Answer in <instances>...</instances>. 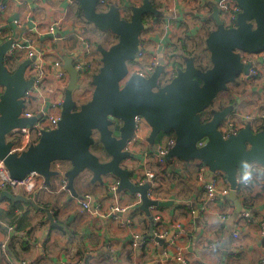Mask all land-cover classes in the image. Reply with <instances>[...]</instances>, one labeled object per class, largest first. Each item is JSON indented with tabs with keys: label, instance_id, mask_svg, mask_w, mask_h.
Segmentation results:
<instances>
[{
	"label": "crops",
	"instance_id": "0c3cea01",
	"mask_svg": "<svg viewBox=\"0 0 264 264\" xmlns=\"http://www.w3.org/2000/svg\"><path fill=\"white\" fill-rule=\"evenodd\" d=\"M6 1L8 8L0 15L4 31L13 35V39H30L46 52L48 61L62 58V66L65 55L75 56L79 35L83 34L91 43L90 36L99 32L78 14L77 2ZM112 1L125 7L139 6L143 2ZM216 2L155 0L160 14L147 15L145 19L141 37L143 50L150 57L169 54L182 65L187 58L193 57L197 66L205 69V62L211 63L205 39L216 27L212 17ZM191 6L195 7L193 11ZM153 19H157V24L150 27ZM56 21L60 23L56 33H48L47 27ZM20 53L22 62L26 59L25 52L20 50ZM50 87H57L53 78ZM263 87L264 71L250 82L240 76L225 91L234 105L231 116L241 122V127L247 121L242 118L243 114L264 115ZM40 101L38 98L32 107ZM224 105H230V102ZM252 126L257 130L264 126V121L259 120ZM150 131L144 121L139 131L140 140L135 147L130 144L129 149L137 152L140 159L148 158L150 168L157 172L156 198L169 205L151 207L149 216L139 208L141 197L138 193L121 191L119 187L114 190L112 184L117 178L112 175L105 176L103 182L92 183L89 171L76 179L78 196H74L69 189H60L65 178L63 173L70 167L64 162L65 171L50 184L45 182L46 187L36 193H26L23 189L11 191L49 209L54 222L46 211L32 203L1 198L5 189H0V244L8 245L6 251L0 252V264H9V259L16 254L21 259L20 264H179L180 256L188 264H264V234L261 233L264 227V172L258 171L248 190L237 194L238 207L228 195L209 201L196 179L200 162L175 160L174 165L159 167L155 149L148 141ZM170 134L161 132L155 146L163 144ZM135 162L136 159L129 158L123 165L130 168ZM86 173L88 178L83 177ZM86 195L90 211L82 206L81 201ZM245 211L253 216L251 223L243 219ZM237 226L241 229L239 239L233 237ZM135 233H140L143 240L137 248L132 246ZM12 247L15 252L11 251Z\"/></svg>",
	"mask_w": 264,
	"mask_h": 264
},
{
	"label": "water",
	"instance_id": "95a60500",
	"mask_svg": "<svg viewBox=\"0 0 264 264\" xmlns=\"http://www.w3.org/2000/svg\"><path fill=\"white\" fill-rule=\"evenodd\" d=\"M74 1L88 22L102 32L113 33L117 41L109 47L97 46L100 67L91 81L93 91L90 99L79 106L75 98L79 72L73 57H63L69 82L58 127L43 131L36 144L19 153L13 151L15 143L8 136L38 119V116H22L25 96L34 89V77L27 76V69L35 57L24 59L11 71L6 66V55L14 40L0 43V87L3 88L0 94V161L11 177L23 179L35 172L50 184L53 178L61 175L55 163L67 162L70 167L63 176L74 196H78L75 181L83 172L92 174V183L103 182L105 176L112 175L119 180V190L140 195L139 208L150 216L151 207H165L169 203L151 199L148 196L150 185L137 184L133 171L123 165L126 159L138 157L129 146L136 117L141 116L151 128L148 141L153 149L161 132L174 133L176 142L166 159L200 161L208 166L210 174L222 172L230 187L228 197L238 207V180L244 171L241 161L264 167V129L255 130L252 123L246 121L236 133L225 137L221 127L234 105L213 110L208 120L202 113L212 109L220 93L249 72L252 63L244 61L243 54L264 50V0H235L241 8L236 27H226L220 9L213 6L216 27L205 39L210 66L200 68L195 59L189 57L165 85L159 82L164 71L162 65L148 77L130 72V63L138 62L142 48L145 18L160 14L153 0H143L141 5L133 6L129 18L122 17L115 6L102 10L98 0ZM200 140L206 143L198 147ZM97 144H101L102 149L95 152L92 148ZM3 197L32 203L46 211L53 221L49 209L37 206L25 195H15L5 189L1 193Z\"/></svg>",
	"mask_w": 264,
	"mask_h": 264
},
{
	"label": "built area",
	"instance_id": "2783aa9c",
	"mask_svg": "<svg viewBox=\"0 0 264 264\" xmlns=\"http://www.w3.org/2000/svg\"><path fill=\"white\" fill-rule=\"evenodd\" d=\"M32 1L36 2L39 0ZM154 1L155 0H153V2ZM216 1V4L220 9V17L225 26L236 27L238 16L241 12V8L237 4V2L235 0ZM69 2L73 3L75 1L69 0ZM98 6H100L102 10H108L110 7L115 6L117 7L121 16L125 18H129L132 14L131 6L125 7L122 3L116 4L112 0H98ZM7 8V1H0V15L6 12ZM14 22L21 26L18 20H15ZM156 24L157 19H153V21H151L149 25L151 27L156 26ZM59 26V21H56L47 27V32L50 34H55ZM9 39H13V35H8L4 31L3 24L0 21V43ZM78 39L79 43L75 50L76 53L75 56L72 57L74 59V64L79 72L80 82L90 83L91 75L94 74V68L92 62L90 61L89 55L92 45L87 39H85L83 34L79 35ZM13 40L14 43L6 55V62L10 57H12V55L15 54L18 49L23 50L25 52V58L35 57V60L27 69V76L34 77V89L28 91L27 95L25 96L26 107L22 113V116H38V119L34 124L14 130L9 135L11 137L9 138V140L14 141L15 143L13 151L19 153L27 149L29 145L36 144L39 141L43 131H50L58 127L62 114V105L65 96V89L69 82V75L68 72L62 66V58L52 60L50 59L48 61L45 58L46 52L36 47L30 41V39L25 38L20 41L19 38H15ZM138 56L139 57L135 71L133 70L132 73H138L148 77L158 66L162 65L164 67V71L159 79L160 85L167 84L177 74L179 66L176 65L175 60L169 54L165 57H159L157 55H153L152 57H150L147 55L145 50L141 48ZM243 59L246 62L252 63V66L247 74H242L241 76L244 78L245 82L255 80L264 71V50L257 54L244 53ZM52 78L57 81V87L55 88L50 87V82L52 81ZM54 91H57L58 94H56V92ZM62 92H64V96L62 95ZM262 94L264 96V87L262 89ZM38 98H40L41 101L39 103L37 102L35 108L32 107L35 104L34 102ZM242 118L246 119L247 121L253 124H256L259 120L264 121V115L262 114H243ZM144 121V118H142L141 116L136 117L135 131L130 143L134 147L140 140L139 131L141 128V124ZM240 123L241 122H238L236 118H227L223 126L221 127L224 136L228 137L232 133H236L241 128ZM175 142V134L171 133L163 144H158L155 146L156 148L154 152L156 154V161L159 167L167 168L170 165H174L175 160H178L176 158H171L170 160L166 159V154L173 148ZM205 143V140H200L197 143V146H203ZM134 159H136L135 164L130 166V169L133 171L134 175L133 180L137 184L148 183L150 185L148 190V196L151 199H157L155 195V189L157 186V172L154 169L150 168L149 163L147 161L148 158L140 159V157H138ZM250 166V171L252 172L253 180L255 179V174L258 171L264 172V167L259 163H253ZM55 169L59 170L60 172H64V163L56 162ZM196 179L198 183L203 186L206 192V198L209 201L217 200L220 197L228 195L229 193L230 187L226 176L220 171H216L213 174H210L208 166L203 162H200L199 164ZM238 183V190H241V192H243L244 190H248V188L251 186L250 185L248 187H245L239 182V180ZM67 184V179L63 178L60 189L67 190ZM118 186L119 180L116 179L112 184V188L116 190ZM45 187L46 184L44 178L40 174L32 172L23 179H14L11 177L5 164L0 161V189H8L13 192H16L19 189H23L26 193L32 194ZM81 202L85 210H91L88 195H86ZM242 217L248 223H251L253 221V216L250 212L245 211ZM240 233L241 229L239 226H237L236 229H234L233 237L235 239H239ZM261 233L264 234V227ZM155 234L157 236H160V234L157 232ZM142 244V235L140 233H135L134 239L132 241V246L137 248L140 247ZM7 249V243L0 244V252L6 251ZM178 259L179 264H188L186 259H184L183 257L180 256L178 257ZM8 262L9 264H20L13 258H10Z\"/></svg>",
	"mask_w": 264,
	"mask_h": 264
},
{
	"label": "rangeland",
	"instance_id": "374dc122",
	"mask_svg": "<svg viewBox=\"0 0 264 264\" xmlns=\"http://www.w3.org/2000/svg\"><path fill=\"white\" fill-rule=\"evenodd\" d=\"M194 8L195 7L191 6L190 10L193 11ZM192 20H194V19H192ZM93 28H94V26H93ZM94 31H96V30L94 29ZM90 37H91L92 42H95V43L99 42V43H101V45H104L105 47H109V46H111L113 43H115L117 41L116 36L113 33H111V32H105V33H101V32H95L94 33L93 32V34ZM91 45H92V47H94L93 44H91ZM205 53L208 56L207 52H205ZM186 56H189V55H186ZM92 59L93 60L95 59L94 63L92 62ZM99 59H100V54L97 53V51L96 52L92 51L90 53V61L92 62V65L95 64V67L93 65L94 69L96 68V66L100 67ZM210 64L211 63L208 60V62H205V64H204L205 66L204 67L207 68V67L210 66ZM136 65H137V63H135L134 66L132 67V64H130V68L132 67L131 71H130L131 73L133 72V70L135 71ZM85 81H87V80H85ZM82 84L83 85H88V87H87V89H84V90L83 89L77 90L78 104H81V103H84V102L88 101L90 99L92 91H93V86L90 83L82 82ZM231 87H233V85ZM0 89H1L0 91L3 90L2 87ZM222 104H229L228 92L224 91V92L220 93V95L218 96V98L216 99V101H215V103L213 105V109L220 108V106H222ZM229 117L231 119L235 118V116L232 117L231 114H230ZM84 176L88 178L89 174L86 173V174L83 175V177Z\"/></svg>",
	"mask_w": 264,
	"mask_h": 264
},
{
	"label": "trees",
	"instance_id": "16d2710c",
	"mask_svg": "<svg viewBox=\"0 0 264 264\" xmlns=\"http://www.w3.org/2000/svg\"><path fill=\"white\" fill-rule=\"evenodd\" d=\"M78 14L80 15V16H83L82 15V11H81V9H80V7L78 8ZM146 19V18H145ZM146 20H144V22H145ZM94 26V25H93ZM94 28H95V30L97 31L98 29L94 26ZM99 32H101V33H105V32H102V31H100V30H98ZM91 41V40H90ZM91 44H93L94 45V47H92V49H91V51H97V45H99V44H101V43H95V42H92L91 41ZM142 49H143V47H142ZM189 53H191V52H189ZM22 55V53H20V50H17L16 52H15V54L14 55H12V57H10L8 60H7V62H6V65L9 67V69L11 70V71H13L14 69H15V67L21 62V56ZM99 61H100V59H99ZM176 63V65L177 66H182V64H180V63H178V62H175ZM130 64H132V63H130ZM208 68V67H207ZM98 69H99V66H97L95 69H94V73H96L97 71H98ZM93 75L94 74H92L91 75V81H92V78H93ZM90 84H91V82H90ZM230 102V104H232L231 102H232V99L229 101ZM222 106H224V104H222ZM221 107V106H220ZM213 110H215V109H208V110H206L204 113H202V117L203 118H205L206 120H208V119H210L211 118V116H212V112H213ZM264 129V126H260L259 128H257V130H263ZM93 149L95 150V152H98L100 149H102V146H101V144H97L96 146H94L93 147ZM64 163V162H63ZM67 169V168H66ZM242 192H241V190H238V194H241ZM9 249H10V247H9ZM11 251H13V252H15L14 250H13V247L11 248ZM13 257V259L14 260H16L17 262H20V257L19 256H17V254L16 255H12Z\"/></svg>",
	"mask_w": 264,
	"mask_h": 264
},
{
	"label": "clouds",
	"instance_id": "9594fccd",
	"mask_svg": "<svg viewBox=\"0 0 264 264\" xmlns=\"http://www.w3.org/2000/svg\"><path fill=\"white\" fill-rule=\"evenodd\" d=\"M241 168L244 169L243 174L239 178V182L245 186L248 187L253 181V175L252 172L250 171L251 166L247 163V161H241Z\"/></svg>",
	"mask_w": 264,
	"mask_h": 264
},
{
	"label": "flooded vegetation",
	"instance_id": "af4514ba",
	"mask_svg": "<svg viewBox=\"0 0 264 264\" xmlns=\"http://www.w3.org/2000/svg\"><path fill=\"white\" fill-rule=\"evenodd\" d=\"M87 87H88V85H83L82 82L79 81V85H78L77 90H80V89H83L84 90V89H87ZM77 90L75 91V98H76V101L78 103ZM81 104H78V106L81 105Z\"/></svg>",
	"mask_w": 264,
	"mask_h": 264
}]
</instances>
